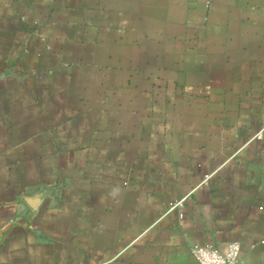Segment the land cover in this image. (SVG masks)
<instances>
[{
  "label": "crops",
  "instance_id": "obj_1",
  "mask_svg": "<svg viewBox=\"0 0 264 264\" xmlns=\"http://www.w3.org/2000/svg\"><path fill=\"white\" fill-rule=\"evenodd\" d=\"M230 242L264 264V0H0V264Z\"/></svg>",
  "mask_w": 264,
  "mask_h": 264
},
{
  "label": "built area",
  "instance_id": "obj_2",
  "mask_svg": "<svg viewBox=\"0 0 264 264\" xmlns=\"http://www.w3.org/2000/svg\"><path fill=\"white\" fill-rule=\"evenodd\" d=\"M206 175L205 179H209ZM192 253L196 264H239L241 245L238 242H230L225 250L221 251L212 246L196 244L192 247Z\"/></svg>",
  "mask_w": 264,
  "mask_h": 264
},
{
  "label": "water",
  "instance_id": "obj_3",
  "mask_svg": "<svg viewBox=\"0 0 264 264\" xmlns=\"http://www.w3.org/2000/svg\"><path fill=\"white\" fill-rule=\"evenodd\" d=\"M41 198H42V196L39 195L37 197H34L33 199H30L28 202H29L30 205H32L33 207H35V206H37L40 203Z\"/></svg>",
  "mask_w": 264,
  "mask_h": 264
}]
</instances>
